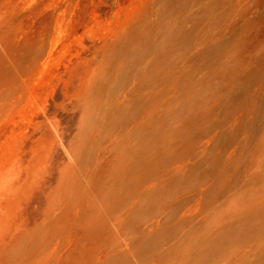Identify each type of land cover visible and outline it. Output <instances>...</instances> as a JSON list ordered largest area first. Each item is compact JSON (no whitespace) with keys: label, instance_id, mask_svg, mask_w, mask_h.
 I'll return each instance as SVG.
<instances>
[{"label":"rangeland","instance_id":"374dc122","mask_svg":"<svg viewBox=\"0 0 264 264\" xmlns=\"http://www.w3.org/2000/svg\"><path fill=\"white\" fill-rule=\"evenodd\" d=\"M0 264H264V0H0Z\"/></svg>","mask_w":264,"mask_h":264}]
</instances>
